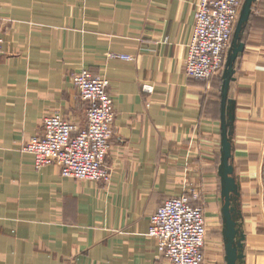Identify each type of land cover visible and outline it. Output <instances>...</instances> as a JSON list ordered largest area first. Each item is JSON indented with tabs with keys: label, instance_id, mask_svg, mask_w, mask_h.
Segmentation results:
<instances>
[{
	"label": "crops",
	"instance_id": "0c3cea01",
	"mask_svg": "<svg viewBox=\"0 0 264 264\" xmlns=\"http://www.w3.org/2000/svg\"><path fill=\"white\" fill-rule=\"evenodd\" d=\"M198 2L0 0V264H171L147 236L151 216L167 199L196 194L208 227L204 264H226L222 75L199 80L185 69ZM241 41L226 110L233 204L241 264H263L264 0ZM83 68L110 80L107 183L64 177L57 164L36 169L22 150L49 114L86 125L72 80Z\"/></svg>",
	"mask_w": 264,
	"mask_h": 264
},
{
	"label": "built area",
	"instance_id": "2783aa9c",
	"mask_svg": "<svg viewBox=\"0 0 264 264\" xmlns=\"http://www.w3.org/2000/svg\"><path fill=\"white\" fill-rule=\"evenodd\" d=\"M243 2L199 0L185 61L190 77L211 80L222 75ZM3 43L0 29V53ZM114 56L133 59L126 54ZM72 80L85 104L86 125L79 127L58 112L49 114L43 119L42 134L32 136L22 150L34 155L36 169L57 164L64 177L107 183L112 172L106 158L116 119L110 80L86 68ZM197 198V194L172 197L151 216L147 236L156 240L171 264H204L206 260L208 227L204 207L194 202Z\"/></svg>",
	"mask_w": 264,
	"mask_h": 264
},
{
	"label": "water",
	"instance_id": "95a60500",
	"mask_svg": "<svg viewBox=\"0 0 264 264\" xmlns=\"http://www.w3.org/2000/svg\"><path fill=\"white\" fill-rule=\"evenodd\" d=\"M255 0H244L240 15L235 27L231 45L228 51L224 71L222 73V114H223V139H222V165L220 176L222 179V196L224 198L223 214L224 229L223 235L226 247V264H241L244 259L245 235L239 231L237 221L238 214L233 204V194L237 192L238 186L233 176L234 166L230 160L232 158V143L229 137V129L232 126L233 114L227 113L228 89L235 72V62L245 49L244 42L241 41V33L245 23L249 20ZM228 114V117L226 116Z\"/></svg>",
	"mask_w": 264,
	"mask_h": 264
},
{
	"label": "rangeland",
	"instance_id": "374dc122",
	"mask_svg": "<svg viewBox=\"0 0 264 264\" xmlns=\"http://www.w3.org/2000/svg\"><path fill=\"white\" fill-rule=\"evenodd\" d=\"M264 264V263H263Z\"/></svg>",
	"mask_w": 264,
	"mask_h": 264
}]
</instances>
